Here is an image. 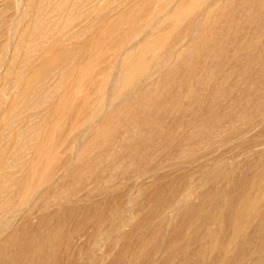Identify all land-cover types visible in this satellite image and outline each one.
<instances>
[{
	"label": "bare ground",
	"instance_id": "bare-ground-1",
	"mask_svg": "<svg viewBox=\"0 0 264 264\" xmlns=\"http://www.w3.org/2000/svg\"><path fill=\"white\" fill-rule=\"evenodd\" d=\"M134 1L135 3H133V0H0V238H1L0 258H3V257L6 258L7 256L9 257V255L10 254L12 255L15 251L14 243H15V239L17 238L16 234L17 232H19V230L18 228H16V231H11V232L9 231L14 230V227L16 225L22 224V221L24 223L25 220L29 218L30 213H28L29 215L28 214L22 215L23 213H21L23 209H25L24 206L29 203H32L33 199L37 196L39 191L45 185H49L53 183V180H55L58 176L60 177L64 175V173H67L70 168L71 163L76 162V160L78 159L80 160L84 156H86L87 147H88V146L86 147L88 143V142L86 143V141L88 140V138L89 139L91 138L94 132L95 134L93 137L94 138L93 143L94 141L95 143H97L98 138L103 139V137H104V141L100 140L98 141V143L101 142L100 144H102L103 142L105 143V141L106 142L108 141V138L106 140V137L103 136L102 133L100 135V137L102 138L98 137L99 136L98 134L96 135L98 131H101L99 127H100V123L103 120L105 121L102 122V125L106 124L107 126H109L108 123L111 121L110 118L114 114H111V116L108 117L107 114L110 113L108 110L110 109L115 110L114 112L116 113V117H114L115 115L112 116L114 119V118H118L117 115L121 116V113L125 115L128 112V110L131 112H134L133 111L134 107L133 108L131 107L134 106L135 103L142 104V108H143V104L144 106H146L144 103L145 101H147L146 103L148 104L150 101L154 102L157 99L156 94L158 92L157 87H156L157 84H155L154 82L155 78H158L156 79L157 81L160 79L159 77L164 75V73L166 74L172 73L173 69L176 68V64H178L179 61L185 62L184 64L188 63L187 61L184 60L185 49H198L197 50L198 53L202 49H204L206 44L208 43L206 41L207 38L206 37L204 38V35L206 36V34L209 32H210L209 34H211L214 28L219 25V24L218 25L216 24L221 19L224 20L225 18V22H226V17H228L229 14L232 12L234 3L237 0H137V1L134 0ZM239 6L238 8L241 9L240 10L241 15L243 14L244 18L246 17V20L244 21H246V23L248 24H251L252 26V27H247L249 28L248 30H250V28H253V27L255 29V30L253 29V31L263 28L262 32L264 35V23L261 22L262 19L264 18V0H242L241 2L239 1ZM10 10L12 11L11 15L8 14V11ZM254 11L262 13L263 17H260V19L258 18L256 19V17L254 19L253 17L254 15L250 17L251 13ZM223 20L220 21L222 22V25L225 23V22L223 23ZM217 28L216 30H218ZM225 29L220 28L218 30L219 35L222 32H226L224 31ZM210 37L212 38V36ZM258 39H259V36H258ZM167 40H169V42L172 43L170 46H167L169 45L168 44L169 42L166 45ZM259 40H261V38ZM165 46L166 48L167 47L168 48L166 49ZM164 48L166 49L165 51H164ZM88 49L90 50L99 49V50L98 51L96 50V52L92 51L91 53L93 54L89 53L88 55V52L90 51ZM105 49H108V50H105ZM86 50H87V55L90 56V58L93 56L91 59L89 58L90 60H87V62H85L86 59H83V56H82L85 54ZM109 50L112 51L111 53H109L110 55L107 54L108 52H110ZM244 50L245 49H243V51ZM248 50L249 49H246V52H245L246 55H247ZM243 51L240 49L239 52L241 53ZM236 52H237V49H236ZM106 55H109V57H107ZM250 56H252V54L251 55L249 54L248 57ZM248 57L246 58L248 59ZM246 58H245V62L247 61ZM255 58L257 59V61L260 59L257 57ZM82 59L85 62V65L84 64L82 65V62H81ZM232 59H230L231 62H232ZM249 59L251 61V58ZM106 60H107V66L109 65V68L107 70L105 67L104 69V68H101V66H99L101 64L104 65L106 63ZM249 62H246V63H249ZM260 62H262V60ZM246 63L245 65L248 66V64ZM231 64H235V63H231ZM181 65H179V67L177 68L178 70L179 68L181 69L180 67ZM216 65L219 66L218 62L216 63ZM262 65L260 68H263ZM175 70L176 69H174V71ZM243 70L247 72L245 69ZM233 71H236V70H231V74ZM161 73L162 75L160 76L159 74ZM186 73L193 74V66L189 67L187 65ZM227 74H230V72ZM232 75H231V78H232ZM241 75H242L241 79H243L244 78L243 74ZM217 77L221 78L220 75ZM217 77H213L212 74H208L207 80L205 81L204 79L206 84H207V81L209 82L208 85L204 87V84L201 83V85L203 86L202 89L208 90L210 91V93H212L210 94L212 95L211 100L212 98H214L213 94L217 93V89H218L216 87L218 86L217 84L221 81V80L219 81ZM249 77L248 79L251 80V77L250 78ZM226 78L228 79L229 75ZM246 79H244V82L246 81ZM193 80L197 84L199 83L200 78H198V76H195ZM240 81L238 82L240 83ZM254 82L256 85L257 82L256 81ZM237 83H235V86H239V83L238 85H236ZM241 83L242 84H241L240 89L242 88L241 93L243 96L244 93L242 92V90H245L244 89L245 87H242V86H244L245 83L243 82ZM220 84L219 86L221 88ZM248 84H250L249 86H251L252 83H248ZM87 87H92V88L87 89ZM251 87H254V86L252 85ZM89 89L92 91H88ZM257 89L258 88L256 87L254 88V93L255 92L257 93L256 91ZM220 90H221L219 91L220 93L221 92L226 93L227 91V90L223 91L222 88ZM236 90L239 91V89H236ZM181 91H182V88L180 90V93ZM183 91L186 92V93L184 92L181 93V94H184V97H182L181 95L183 99H181V97L180 98L178 97L181 100L177 99V101L179 100L182 103V101L185 100L184 98L188 97L190 101L189 99L188 100L186 99L187 101L186 100L185 101L187 102V104H190V105L188 106L185 105L187 107L183 109V106L181 105V103L179 105V103L176 102V104L172 105L171 102L174 101L172 100L170 102L171 103L170 105L172 106H170V110H169L170 117L173 118V116H177L178 114H183V116L191 115L192 118L190 119L192 120L188 119L190 121L186 123L185 121L184 122L179 121L178 124L175 123L177 124L175 125L176 127L175 133L177 134L176 129L178 131L180 130L179 132L180 136L177 137L176 135L175 138L172 137V133H173L172 130L171 131L169 130L170 132H172V133H169V131H165L163 126L158 127V128L156 127L155 128L156 131H154V137L157 138L156 140L159 139L158 145L161 146L160 148H158V150L162 151L161 148L172 150L175 156H177L176 155L177 153L178 155L180 154V156L177 157L178 160L180 159L182 161L183 160L188 161V163L189 162L193 163L192 161L193 156L191 155L193 152L191 153L189 151L190 153H187V154L183 153L184 151L183 148L185 146L186 147L188 146L189 141H193L197 144H202L203 149L205 151H209L211 150L213 146L212 145L213 141L211 142V140L215 139V137L217 138L219 134L222 136L221 138L222 140L216 142V147H217V143L221 145L230 144L232 145V147H236L238 144L236 143L235 145L234 143L235 141L232 142V139H233V135H235V132L237 135L238 130L235 131V128L238 127L239 124L238 125L236 124L237 125L236 127H233V124L235 126L234 122L238 121L239 119L243 121L244 124L242 123V126H244V129L247 128V132L248 130L253 131V129H256L257 127L260 128V126H263L264 128V100L262 101V99H260L262 102L260 101V103H258L259 97L254 96V98H252L253 96V95L251 96L252 92L250 93V96H249L250 98H249L248 97L249 93L245 91L246 94L248 93L247 96L245 94L246 98L247 97L249 98V100H246V98L245 100L248 103V101L252 100L254 102L258 98L257 99L258 102L254 103L255 105L253 103L251 104V107L252 105H254V107H252V112L253 111L255 112L257 118L254 117V119L255 118L256 119L252 120L250 118L252 115L251 116L249 115L251 113L248 114V112H246V114H242L241 112H239L241 113V115H239L238 111H236L240 117L234 120H226L224 119L226 118V116L222 117L224 115V114L222 115V113L224 112L226 113L227 110H225L222 113H219L222 116L216 113H212L213 110L210 106L208 105L202 106V102L206 101L205 98H204L205 100H203V98L202 99L200 98V101L197 100L198 98L197 96L196 98L195 95H191L190 87ZM233 91H232V94H233ZM205 93L207 92L205 91ZM225 93H222V96H224ZM259 93L260 92H258V94ZM158 94L160 95L162 93H158ZM166 96L168 97L169 94L166 93ZM172 96H176V95L173 94ZM261 97L262 95L260 96V98ZM172 99H176V98H172ZM216 99L217 98H215V100ZM218 100L215 101L216 104ZM246 101H244L243 103H245ZM157 102L158 100L155 101L156 104ZM160 102L161 101L159 100V105H160ZM155 103L153 106H151L152 108L150 107L151 108L150 112L149 110L147 111L148 113H153V115L156 114L155 118H152L153 116L152 114H150L151 116L148 114V116H150L152 120L154 119L153 121H151L152 123L147 121L148 116L147 117L144 116L145 118L144 117L138 118L139 120L136 119L137 116L135 118L132 117L135 120H138L137 122H135V124L133 123V126H131L132 131H133V127L135 128V132L133 131L130 133V130L129 132L128 130H126L127 127L129 128L128 121L126 124L127 127L126 126L124 127V125L122 124V122L124 123V121L127 120L126 118L131 113L130 112H129L130 114L127 113L125 117H123L125 119L122 118L124 120V121L122 120L121 122V125L124 128V131L122 132H124L126 136H127L126 133L130 135L126 139L123 136L124 140L121 141V144H120L121 147H126L127 149L129 148L128 145H130L131 143L134 144V141H135V145H136V142L138 143L139 141H141L140 145L142 146L134 147L131 150H126L124 154L115 156V158L120 157L119 159H123V160L126 158L127 162L118 163L115 165H112L111 163L108 169H106L102 173L104 174L108 172L109 175L105 174L106 176L104 175L102 176L101 174L99 176L101 179L99 181L101 183L99 182L100 185L97 184L98 186H96L95 188L90 187V184L86 182L88 180L86 181L82 180L83 182L85 181L82 188H80L79 186L75 187V185L73 188H78L79 190L70 188V189H73V191L69 190L70 192L73 193V194L71 193V198L61 201V203L58 202L59 200H56V198H54L57 202H52V204L56 203L55 205H53V207L54 206L58 207L59 211L57 209L56 213L53 212L55 213L53 214V216L55 215L53 218H55L56 216H59V214H61V216L63 217L62 213L65 210H67L68 207H71L72 212L76 210L78 213L80 212L83 215L85 214L89 215L88 212L93 211V210H90L91 206H89V204L91 203L92 200L95 199V197L96 198L101 197L102 199V197L105 196L106 198L108 196L110 198V197H113L114 194L122 191L125 187H130L131 189L132 188L135 189L136 196L134 195V196H130V198H127V200L125 201L126 204L123 208H114L115 205L113 206L111 205L114 208L112 209L113 211L110 210V212L111 211L113 212L112 214L113 216H111L112 223L110 225L111 233L108 234L109 232H107V234L108 236H110L111 234L112 236L114 235L113 236L115 238L114 244L117 245L120 242V240L123 238L122 231L125 227L134 226L135 228V225L133 224V222H134V219H136V217H133L134 215H132L133 207L132 206L129 207L128 205L130 204L133 205L134 203H136L135 200L137 197L139 198L140 195L144 196L143 194L146 193L147 189L150 190V188L153 185L154 186L157 185L158 182L163 178L161 176V174L164 173L163 169L164 170L168 169L165 166L164 168L163 165L165 163L167 164L168 162H171L174 160L172 158L167 157L169 153L166 155L165 151H163V154H165L166 156L163 154H160L161 152L159 153L160 154L159 156H157L156 154L150 155L152 151H150V154H148L149 149L152 150L151 145L153 144L151 143H155L154 142L155 139L152 140L154 137L152 135L148 136L150 133L147 134V132H146V136H147L146 138L145 132L143 133L142 131H147L146 128H149L155 122L160 120L157 114L163 109L164 111L167 109V105H165L166 107L165 109L163 104H162L163 106H159L158 104L156 105ZM204 103L205 102H203V104ZM164 104H166V101L164 102ZM183 104H186V103H183ZM234 105H231V107H233ZM196 106L200 110L199 114H197L199 111L195 112L198 110V109L195 110ZM147 107L149 106L147 105ZM140 108H141V105H140ZM159 108H161L162 110H160ZM224 109H226V107ZM245 109L243 110V108H241L240 111L244 113V111H247V109H251V108L245 107ZM142 110L143 109H141L140 112H146V110L144 111ZM215 110L218 111V108H216V106H215ZM215 110L214 112H216ZM85 111H88V112L84 113ZM124 111L126 112L125 114L123 113ZM236 112L234 111V113ZM64 113L70 114V116H72L71 114H73L74 119L68 125V130H67V133H65L66 134L65 138L63 139L61 144L58 143V146L60 144L61 146L59 147H62V148H64L63 146L66 145L65 147L67 150L65 151L66 152L65 155L64 153L62 154V157L65 156L63 157L64 162L57 165L54 163V161L56 160L55 157H57L56 154L59 155V152L55 153V155L52 153V150L54 151V146L52 145H53V142L55 143L57 142L55 141V139L57 138L54 139V137H51L52 135L53 136L55 135L53 134L54 132L52 133V135L51 133L50 134H47V133L50 131L56 130L57 127L62 126V125L59 126V119L61 116H63ZM146 113L144 115H146ZM161 113L162 112H160L159 115ZM165 113L167 112H164L162 114L164 115ZM141 114L142 113H140V115ZM105 115H107L106 116L107 119L106 117L104 118ZM238 115H236V117ZM184 117H183V120L185 119ZM233 117L234 116H232V119ZM56 118H58V120H55ZM77 118L80 119L81 121L77 120ZM53 119L55 120L54 124H53ZM51 120H52V123L49 122ZM68 120H70V118ZM135 120L131 119V121H135ZM148 120L150 121L149 118ZM193 123L198 124V126L202 128H196L195 126L193 127L192 126ZM51 124H53V126ZM49 125L50 127H48ZM242 126L239 127L240 130H244L242 129ZM232 128L235 132L231 131ZM137 129L142 130L141 133L138 132ZM189 129H192V130H189ZM76 130L80 132L79 133L77 132L76 133L77 135H73L74 132H76ZM256 131L259 132V130H256ZM240 132L243 133L242 131ZM240 132H238V134ZM231 133H233V135H231ZM244 135H246L245 130H244ZM244 135H241V136H244ZM260 136L258 137L262 138ZM143 137L145 138L143 139ZM245 137H250V136H245ZM163 138L165 141L168 140L167 144L169 143V145H166L165 148L163 145L159 143V141H161V139ZM251 138L253 139L254 137H251ZM237 139L240 140L241 137L239 138L237 137ZM253 140H255V138ZM253 140L252 142H254ZM257 140H255L254 143H259L258 145L256 144L259 148L256 146L258 149L257 150L255 149L256 152H254L253 154L259 153V155L257 156L258 160L256 159L257 157L255 158V156L253 157V155L250 154L251 152L249 151L244 152L243 150L245 149L241 148L240 146L239 150L243 149L242 150L243 153L240 151V153L242 154L239 155V157L236 158L234 161L231 158H229L232 160L231 163H229L228 161V163L230 164V165L228 164L229 167H223L222 162L224 161L222 160H220L222 161L221 162L222 165L219 164L218 162L214 163L212 169L203 168V166L201 167L202 163L199 164L200 169L199 167L198 169L201 171L202 176L198 177L199 172H198V175L196 176L198 178L202 177L203 179H201V181H203L204 184L206 183L210 184L212 182L215 186L217 181L221 180L224 182V187L229 188L232 182L234 184L236 182V181L235 182L233 181V176H235L234 173H237L236 172L237 170H240L238 169L239 164H241L240 162H243V161L246 162L250 158L251 159L255 158V161L257 160L256 163L254 161L255 164L252 165L253 167L250 168L251 169L250 172L253 173V176L249 175L252 177V178L250 177L251 178L250 180L248 179L249 182L247 181L246 178H244L245 181H247L246 182L247 184L244 182V185L242 184L241 187L240 186L236 187L235 189L238 188V191H239L238 193L237 192L235 193V190H233L234 195L237 194L236 200L230 201L227 198H225V196H222V193L218 191L215 192L214 198H213L211 195L213 191L211 192L209 191L211 195L210 197H212L213 200L216 199L217 201H219V206H217L219 207L218 216L216 217L217 213L214 214L216 219L215 221H212L214 222V224L212 223V226H209L210 224L207 226L204 225L205 221H207V219L210 217L209 216L207 219L205 217L206 215L208 216L209 214H211V213L207 214L209 211H206V215L204 214L205 216L202 213V215L204 216L202 218L206 219L204 221L202 220L203 221L202 227L200 226L201 223L200 225L198 223L197 227L193 226L192 223H189L190 224L189 228L190 229L192 227L197 228L196 231L200 234L199 235L200 237L198 238V235L195 233L198 238L197 240L198 244L196 242L197 238H195V236L194 237L190 236L191 238L188 237L189 239H192V240L194 238L197 248L192 247L193 250L191 251V248L189 250L190 246L187 244L186 245L187 247L183 246L184 249L180 250L181 251L180 253H177L175 251V254L176 253H177L176 255L179 254L181 258V262L180 263L177 262V264H190V263L191 264H264V148H263L264 140L260 139L259 140L260 142L259 141L256 142ZM247 141L246 143H248ZM156 144H157V141L155 145ZM59 147H57L55 151L59 150L58 149ZM62 148H60V150H62ZM154 149H157V148H154ZM190 149L192 148L190 147ZM203 149L200 148L201 151L199 149L197 150L199 151L198 155L200 152H201L200 154L202 155V152L204 151ZM224 149L222 152H224ZM228 149H225V150L228 151ZM186 150H188V148H186ZM193 150L194 152L196 151L195 149ZM236 150L234 151V153L236 152ZM152 153H154V151ZM240 153L236 152L235 155H238ZM250 155L251 157L249 158ZM198 157L199 158L203 157V159L206 158L204 157V154L201 157L200 155L197 156V158ZM214 158H216V155ZM232 158H235L234 155ZM104 159H108V156L106 154H105ZM208 161H205V162L207 163ZM216 161L218 160L216 159L214 162ZM209 163H211V161ZM247 163L249 164V162H246L244 163V165H246ZM40 165L43 166L42 170L38 169ZM169 165H167V167ZM176 166L175 168H177ZM248 166H251V165H248ZM190 167L188 169H190ZM178 168L179 169L177 171H179L178 172L179 174L181 171L180 169L181 167L178 166ZM195 168H196V165H195ZM172 169L174 170V167ZM169 170L170 169H168L167 171ZM71 171H70V174H71ZM39 172H41L40 178L37 180V183H35L36 185L33 186L32 183L34 182V179L39 174ZM88 173H89V170H88ZM175 174L177 175V173ZM241 174L243 173L241 172ZM172 175L173 174H171V176ZM191 175H193V173H191ZM249 176L247 177L249 178ZM178 177H180L181 179V177H184V176L179 174ZM187 180L188 179L186 178V181ZM146 182H149V185L147 184L148 185L147 187H146ZM187 182H188L187 183V186H188V184L191 183V181L190 182L187 181ZM238 182L239 180L237 181V183ZM160 183L162 184L163 182H160ZM77 185L78 183L76 184V186ZM192 187L193 186H191V188L190 186L185 187L187 188L185 189V193H183L184 190L182 189L183 194L181 195L182 196L181 198L179 197V199L178 197L175 196L177 199H175L174 197L175 200H173L174 194L172 193L171 195L172 199L170 198L171 201L168 200L169 202L164 203L165 211L162 213L163 217H161L162 218L161 220L164 222V224L167 223V225H169L168 219L169 220L173 219L172 217L176 213H180L185 207L188 206L190 208L191 203H192L191 198L193 196L196 195V198L199 197V196L197 197V194H196L197 192L193 193L192 190L194 189V187L193 189ZM126 191L129 192L128 188L127 190H125V192ZM119 196H120V193H119ZM201 198H205V197L203 196ZM212 198H210L211 200L208 199V201L209 200L212 201ZM114 200L117 201L116 199ZM155 200L156 199H154V201ZM206 204H208L207 201H206ZM50 205H48V207ZM97 205L98 204H94L93 208L95 209ZM102 205L103 204H101V206ZM197 205H200V204H197ZM208 206L210 205L208 204ZM197 207L196 209H198ZM201 208L199 210H201ZM107 212H104V213L106 214ZM210 212H211V209H210ZM61 216H59L60 218H56L58 220L56 221L54 220L56 223L55 225H49L51 222L48 224L46 223L51 218L50 219L47 218L48 219L47 220L46 216L43 218L40 217L41 222H37V223H40L42 225V227L40 228L42 230V233H39V235H41V239L38 240L37 242H33L34 238L32 236L28 237V238H32L31 241L33 243L29 242L28 240L30 239H28L26 242H29V244L30 243L32 244L30 246L27 243L26 246L28 247L29 245V248L32 249L29 254L31 256L30 259L36 264H58V257H57L58 253L57 252H60L58 248H61L60 244H62V242H63L64 247H63L61 255H63L66 258L67 257L71 258L70 256L74 254L73 247L75 245L73 246V243L75 242L76 244V241L78 242V240H81L83 239L84 236H86L85 235L86 232H83L81 228H78L80 225L78 224V221L81 220V218L79 219V217H77L79 219V220L76 219L78 227L77 226L73 227L75 230L73 229V231L68 232V234L64 232L65 234H67L66 238H64L65 236V234L63 233L64 227L62 226L64 221L61 219ZM158 216H160V214H158ZM70 217H72V215H70ZM103 219H100V220L103 221ZM105 219L107 220V217ZM111 219H108V220H111ZM210 219L211 217L208 219V221ZM66 220L68 221V219ZM84 221L86 220H83V223ZM79 222L81 223V221ZM163 222H160L161 223L160 228L162 225H164ZM185 222L187 223V221ZM225 223H227V231L225 230L227 233L223 235L222 231H224V229L226 228L225 227L223 228L222 226H226ZM68 224H69V221H68ZM97 224H95L94 226L95 229L93 228L94 233L97 231V226L98 228L101 227L100 224H99L100 226ZM105 224H102V225L104 226ZM140 224L142 225V223ZM195 224H196V221H195ZM253 226L254 228L251 229ZM137 227L138 226H136V228ZM136 228L134 230H136ZM37 229H39L38 226H37ZM160 230H163V229H160ZM139 231H141V228L139 229ZM20 233H18V235H21ZM132 233H133V230H132ZM24 234L25 233H23V236ZM95 237L96 235L92 233V235L90 236V239L88 238V242H87L88 252L89 254H92V255L94 251L96 250V247L98 248L99 243L103 241V238L105 239L104 242L108 239V237L104 235V237L100 238L98 241L97 240L95 241L94 240ZM183 238H187V237H183ZM25 240H24V243L22 242L24 244L23 246H25ZM153 240L154 238H151L148 243L151 244ZM109 241L110 240L108 239L106 242L110 243ZM153 243L155 244V240ZM15 245L18 246L17 241ZM163 245H160V246L163 247ZM180 245L178 247H180ZM9 246H11L10 251L12 252L10 254L7 252V249L9 248ZM165 250H166V247H165ZM162 251L164 252V249ZM16 252H18V250H16ZM170 253L174 255V252L172 253L171 251ZM173 255H171L172 258L169 255V258L172 261L176 259ZM158 256H157V259H159ZM99 257L103 260L104 256L101 255ZM180 258H179V261H180ZM21 259H23L22 256H21ZM17 260L19 261V259ZM170 260L168 259V262ZM10 261H12V259ZM31 261L29 260V262ZM172 261H170L169 263H171ZM90 263H91V260H90ZM92 263H96V262L93 261ZM100 263L104 264V261ZM11 264L13 263L11 262ZM16 264L18 263L16 262ZM20 264H22V262ZM25 264H27V261Z\"/></svg>",
	"mask_w": 264,
	"mask_h": 264
},
{
	"label": "rangeland",
	"instance_id": "rangeland-1",
	"mask_svg": "<svg viewBox=\"0 0 264 264\" xmlns=\"http://www.w3.org/2000/svg\"><path fill=\"white\" fill-rule=\"evenodd\" d=\"M137 1V0H136ZM239 1L241 2L242 0H237V1H235V3H234V7L232 8V12L229 14V16L228 17H226V22H225V18H224V20L223 19H221L220 21H222L223 20V25H222V22H218L216 25H218V26H216L215 28H214V30L211 32V34H209V33H205L206 34V36L204 35V38L206 37L207 38V44H206V46H205V48L204 49H202L199 53L197 52V50L198 49H185V53H184V60L185 61H187L188 63H186V64H184L185 62H178V64H176V68H174V69H176L175 71L176 72H178V73H176L175 71H174V69H173V71H172V73H168V74H166V73H164V71H163V73H164V75L163 76H161L162 75V73L161 74H159L161 77H159L160 79L159 80H157L156 81V79H158V78H155V80H154V82H155V84H157V90H158V92H157V94H156V100L155 101H157L158 100V102H157V104L159 105V100L161 101L160 102V105L159 106H163L164 105V107H165V105H167V109H166V107H165V111H164V109L162 110L161 108H159L160 110H162V111H160V112H162V113H164V112H167V113H165L164 115L162 114H160L159 115V113L157 114L158 116H159V118H160V120H158L157 122H155L153 125H151L149 128H146L147 129V131H142V130H138V132H140L141 133V131L144 133L145 132V137L147 138V136H146V132H147V134H149L148 136H153L154 137V131H156L155 130V128L157 127H161V126H163L164 127V129H165V131H171L172 130V132H170L169 131V133H172V137H174L175 138V136L177 135V137L178 136H180V130L178 131L177 129H176V132H177V134L175 133V125H177L178 124V122L179 121H182V122H184L185 121V123L186 122H188V121H190V120H192V119H190V118H192L191 117V115H189V116H183V114H178L177 116H173V118L172 117H170V113H169V110H170V106H172V105H174V104H176V102L177 103H179V105H180V101L179 100H181V99H183L182 97H184V94H181V93H183L184 91L183 90H186V89H188L189 87L191 88V95H195V97L197 98V100H199L200 101V98L202 99L203 98V100H205L206 99V101H203V100H201V101H203V102H205L204 104H203V102H202V106H210L211 108H212V110H213V112L212 113H216V114H219V113H222V112H224L225 110H227L226 111V113L224 112V113H222V115L221 114H219V115H221L222 117H224V116H226V118H224V119H226V120H234V119H236V118H238V117H240L239 115H241V113L242 114H246V112H248V114L249 113H251V114H249L251 117V119L252 120H255L256 118H257V116H256V114H255V112L253 111L252 112V107H254V103L255 102H258V103H260V99H262V101L264 100V35H263V32H262V30H263V28H261V29H258V30H256V31H253V29H254V27L253 28H250V30H248L249 28H247V27H252L251 26V24H248V23H246V21H244V20H246V17L244 18V16H243V14L241 15V13H240V8H238V6H239ZM133 3H135V1L133 0ZM137 3V2H136ZM240 7V6H239ZM234 11V12H233ZM11 13H12V11L10 10V11H8V14L9 15H11ZM219 15V14H218ZM252 15H254L253 17H254V19H255V17H256V19L258 18V19H260V17H263V15H262V13H260V12H256V11H254V12H252L251 13V15H250V17L252 16ZM252 17V18H253ZM239 18V19H238ZM230 19V20H229ZM238 19V20H237ZM242 19V20H241ZM235 20V21H234ZM238 21H239V23H238ZM240 21H242V22H240ZM247 24H245V23ZM261 22H263L264 23V18L262 19V21ZM226 24V25H225ZM227 24H229V25H227ZM168 25V24H167ZM234 25V26H233ZM241 25V26H240ZM249 25V26H248ZM240 26V27H239ZM243 26V27H242ZM218 27V28H217ZM165 28V27H164ZM216 28L219 30L220 28H223V29H225L224 31H226V32H222L220 35H219V33H218V30H216ZM238 28V29H237ZM255 30V29H254ZM209 35V36H208ZM215 35V36H214ZM218 35V36H217ZM210 36H212V38L210 37ZM258 36H259V39L261 38V40H259L258 39ZM262 36H263V38H262ZM211 40V42H210V40ZM251 40V41H250ZM170 41H171V39H170ZM254 41V42H253ZM259 41V42H258ZM169 42V40H167V42H166V45H167V43ZM250 42V43H249ZM169 45H167V46H170L172 43L171 42H169L168 43ZM234 45V46H233ZM256 46V47H255ZM165 48H166V46H165ZM164 48V51L168 48H166L165 49ZM170 48V47H169ZM236 49H237V52H236ZM240 49L243 51V49H245L243 52H239L240 51ZM246 49H249L248 51H247V55H246ZM88 50H90V49H88ZM96 50L97 49H91L89 52H88V55H89V53H91L92 51L94 52H96ZM99 50V49H98ZM97 50V51H98ZM104 50V49H103ZM105 50H108V49H105ZM223 50V51H222ZM110 52H108L107 54H109V53H111L112 51L111 50H109ZM220 51H222V52H220ZM249 52V53H248ZM91 54H93V53H91ZM249 54L251 55L252 54V56H250V57H248L249 56ZM87 55V50H86V52H85V54L84 55H82L83 56V59H86L85 60V62H87V60H90L91 58H90V56H88ZM110 55V54H109ZM109 55H106L107 57H109ZM245 55H246V57H248V59L245 57ZM257 57V58H260L261 60H262V62H260L259 60L257 61V59L255 58V57ZM88 57V58H87ZM106 57V58H107ZM90 58V59H89ZM233 58V59H232ZM245 58L247 59V61L246 62H249L250 61V59L249 58H251V61L249 62V63H246L245 62ZM83 59L81 60V62H82V65L84 64L85 65V62L83 61ZM230 59H232V62H231V60ZM235 59V60H234ZM254 59V60H253ZM244 61V62H243ZM256 61H257V63H256ZM218 62V65L219 66H217L216 65V63ZM230 62V63H229ZM260 62V63H259ZM109 63V62H108ZM231 63H235V64H231ZM245 63L246 64H248V66L247 65H245ZM110 64V63H109ZM181 64H183V65H181ZM260 64V65H259ZM263 64V65H262ZM105 65V66H104ZM104 65H99V66H101V68H106V70L109 68V65L107 66V60H106V63L104 64ZM179 65H181L180 67H181V69L179 68V70L177 69L178 67H179ZM187 65L190 67H192L193 66V74H189V73H186V68H187ZM261 65H262V67L263 68H260L261 67ZM104 68V69H105ZM243 69H245L247 72H245ZM231 70H236V71H233L232 72V74H231ZM261 70V71H260ZM174 72H175V74H174ZM230 72V74L232 75V78H231V75L230 74H227V73H229ZM239 73H241V74H243V79H241L242 78V75L241 74H239ZM208 74H212L213 75V77H217V76H219L220 75V77L221 78H219V77H217L218 79H219V83L217 84L218 86H216L217 88V93L215 94H213V96H214V98H212V100H211V97H212V95H210V94H212V93H210V91H208V90H204V89H202V85H201V83H203L204 84V87L206 86V85H208V81H207V84H206V80H207V77H208ZM158 75V76H159ZM223 75V76H222ZM229 75V78L227 79L226 77ZM235 75V76H234ZM239 75V76H238ZM157 76V77H158ZM195 76H198V78H200V80H199V83H197L196 84V82L193 80L194 79V77ZM226 76V77H225ZM251 77V80L250 79H248V77ZM223 77V78H222ZM249 77V78H250ZM247 78V79H246ZM204 79H205V81H204ZM223 79V80H222ZM231 79V80H230ZM244 79H246V81L244 82ZM203 80V81H202ZM240 80H242V81H240ZM223 81V82H222ZM238 81H240V83L238 82ZM248 81V82H247ZM250 81V82H249ZM254 81H256L257 82V84L259 85H255V82L253 83ZM259 81V82H258ZM222 82V83H221ZM239 83V86H235V83ZM241 82H243V83H245L244 84V86H242V87H245L244 89L245 90H242V92L244 93L243 94V96H242V93H241V89H240V87H241ZM263 82V83H262ZM221 83V84H220ZM238 83L236 84V85H238ZM248 83H252L251 84V86L253 85L254 87H251V86H249L250 84H248ZM260 83H262V84H260ZM219 84L221 85V88H222V90L223 91H226V93H227V95H226V93L225 92H219V91H221L220 89V86H219ZM248 84V85H247ZM222 85H223V87H222ZM260 85H262V86H260ZM234 86H235V88H234ZM247 86H249V87H247ZM182 88V91H181V93H180V90H181V88ZM226 87V88H225ZM232 87H233V89H234V91H233V89H232ZM236 87H238V88H236ZM251 87V88H250ZM258 88L256 91H257V93L255 92L254 93V88ZM259 87H260V89H259ZM88 88H92V87H87V89ZM220 88V89H219ZM224 88H225V90H224ZM230 88V89H229ZM250 89V90H248V89ZM232 89V90H231ZM236 89H239V91L238 90H236ZM253 89V90H252ZM228 90H230V91H228ZM248 90V91H247ZM88 91H92V90H88ZM205 91L207 92V93H205ZM232 91H233V94H232ZM245 91H247L248 93V97L250 96V93L252 92V94H251V96H252V98H254V96H257V97H259V99H258V101H257V99L253 102L252 100H250V101H248V103H247V101L246 100H249V98L247 97L246 98V96H247V94H246V92ZM229 92V93H228ZM230 92H231V94H230ZM258 92H260L259 94H258ZM91 93V92H90ZM158 93H162V94H158ZM166 93H168L169 94V96L167 97L166 96ZM184 93H186V92H184ZM209 93V94H208ZM222 93H225V95L224 96H222ZM173 94H175L176 96H172ZM180 94V95H179ZM245 94H246V96H245ZM158 95H159V97H158ZM181 95H182V97H181ZM216 95V96H215ZM232 95V96H231ZM262 95V97L260 98V96ZM181 97V99H179V98ZM210 97V98H209ZM219 97H220V99H219ZM162 98V99H161ZM166 98V99H165ZM172 98H176V99H172ZM205 98V99H204ZM215 98H217L216 100H218L217 101V104H216V100H215ZM245 98H246V100H245ZM251 98V99H252ZM171 99V100H170ZM177 99H179L178 101H177ZM185 100L187 99H189L188 97H185L184 98ZM153 100V99H152ZM170 100V101H169ZM172 100H174V101H172ZM182 101V103H181V105L183 106V109L184 108H186L188 105H190V104H187V100L186 101ZM215 100V101H214ZM155 101L153 102V101H150L149 102V104L148 103H146L147 101H145L144 103H145V105L146 106H144V104H143V108H142V104H140V103H135L134 104V106H132L131 108H133V111L135 112V114H134V112H131V111H129L128 110V112L127 113H129L130 115L126 118L127 120H123V119H125V118H123V117H125V115L127 114L125 111L123 112L125 115H123L122 113H121V116L120 115H117V117L118 118H114L113 119V117L112 116H114V117H116V113L114 112L115 110L114 109H110V110H108L110 113H108L107 115H108V117L109 116H111V114H114V115H112L111 116V121H112V123H111V121L108 123V125L109 126H107L106 124H104V125H102V122L103 121H105V120H103L101 123H100V127H99V129L101 130V131H98L97 133H96V135L98 134L99 136L98 137H100V135H101V133H102V135L103 136H105L106 137V140H107V138H108V143L105 141V143L103 142L102 144H100V143H98V141H104V137H103V139H99L98 138V141H97V143H95V141H94V143H93V137H94V134H95V132H94V134H92V136H91V138L89 139L88 138V140L86 141V143H87V145H86V147H87V154H86V156H84L82 159H78V160H76V162H73V163H71V165H70V168H69V170H68V172L67 173H64V175H62V176H58L55 180H53V183H51V184H49V185H45L40 191H39V193L37 194V196L33 199V201H32V203H29V204H27V205H25L24 206V208L25 209H23V211L21 212V213H23L22 215H27L28 213H30V216H29V218H27L26 220H25V224L23 223V221H22V224H19V225H16L15 227H14V230H10L9 232H11V231H16V228H18V230H19V232H17V238L15 239V243H16V241H17V243H18V246H16L15 245V243H14V246H15V251H14V253L11 255L10 253H12L11 251H10V247L11 246H9V248L7 249V252L10 254L9 255V257L7 256L6 258H4L3 256H1V257H3V258H0V261H2V262H0V264L2 263V264H11V262L13 263V264H16V262L18 263V264H20L21 262H22V264H25L26 263V261H27V264H36L35 262H33V261H31V259H30V252H31V248H29V245L31 246V244L33 243V242H37L38 240H40L41 239V235H39V233H42V230L40 229L41 227H42V225L40 224V223H37V222H41V219H40V217L41 218H43V217H45L46 216V219L48 218V219H50L49 221H47L46 223L48 224V223H50L49 225H55L56 223H55V221L56 220H58V219H56V218H60L59 216H61V214H59V216H56L55 218H53L54 216H53V214H55L56 213V211H57V209H58V211H59V208L58 207H56V206H54L53 207V205H55L56 203H53L52 204V202H57L56 200H59L58 202L59 203H61V201H64V200H67V199H69V198H71V193L72 192H70L71 190L73 191V189H78V188H73L74 187V185H75V187H80V188H82L83 187V185H84V182L86 181V180H88V181H86V182H88V184H90V187H92V188H95L96 186H98L97 184H99L100 185V181L99 180H101L100 179V175L106 170V169H108V167L110 166V164L112 163V165H115V164H118V163H126L127 161V159L125 158L124 160L123 159H119L120 157H116L115 158V156H119V155H121V154H124V152H126V150H131V149H133L134 147H140V146H142V145H140L141 144V141H139L138 143L136 142V145H135V141H134V144L133 143H131L130 145H128L129 146V148H127L126 149V147H121V141H123L124 139H123V136L125 137V139L126 138H128V136L130 135V134H128V133H126L127 134V136L125 135V133L124 132H122V131H124V128H123V126L121 125V122H122V120L124 121V123L122 122V124L124 125V127L126 126L127 127V121H128V125H129V128L127 127V129L126 130H128V132H129V130H130V133L131 132H135V128L133 127V131H132V127L131 126H133V123L135 124V122H137L139 119L138 118H142V117H147L148 116V114L150 115V114H152L153 115V113H148L147 111L149 110V112H150V110H151V106H153L154 105V103H155ZM166 101V104H164V102ZM167 101H169V102H167ZM172 101V102H171ZM189 101H190V99H189ZM188 101V102H189ZM214 101V102H213ZM235 101V102H234ZM244 101H246L245 103H243ZM261 101V102H262ZM172 103V105H170L171 103ZM173 102H175V103H173ZM233 104H232V103ZM239 102V103H238ZM250 102V103H249ZM168 103V104H167ZM183 103H186V104H183ZM190 103V102H189ZM213 103V104H212ZM225 103V104H224ZM231 103V104H230ZM234 103H235V105H234ZM254 104V105H252V107H251V104ZM156 104V103H155ZM156 104V105H157ZM163 104V105H162ZM257 104V103H256ZM139 105V106H138ZM140 105H141V108H140ZM147 105L149 106V107H147ZM185 105H187V106H185ZM216 106V108H218V111H216L215 110V106ZM218 105H219V107H218ZM226 105V106H225ZM231 105H234L233 107H231ZM259 105V104H258ZM136 106H138V107H136ZM250 106V107H249ZM135 107H136V109H135ZM151 107V108H150ZM226 107V109H224ZM231 107V108H230ZM245 107L246 108H251V109H247V111H244V113L242 112V111H240V109L241 108H243V110L245 109ZM146 108V109H145ZM148 108V109H147ZM150 108V109H149ZM181 108V107H180ZM195 108V107H194ZM214 108V109H213ZM220 108V109H219ZM221 108H222V110H221ZM141 109H143L142 111H144V110H146V112H140V110ZM182 109V108H181ZM198 109V110H197ZM224 109V110H223ZM130 110H132V109H130ZM136 110V111H135ZM139 110V111H138ZM194 110V109H193ZM195 110H197V111H195V112H198L197 114H199L200 113V110H199V108H197V106H196V108H195ZM214 110L216 111V112H214ZM220 110H221V112H220ZM246 110V109H245ZM249 110V111H248ZM89 111V110H88ZM88 111H85L84 113H87ZM127 111V110H126ZM234 111L236 112V111H238V114H237V112L236 113H234ZM114 112V113H113ZM138 112H139V114H138ZM218 112V113H217ZM239 112H241V113H239ZM137 113V114H136ZM140 113H142L141 115H143V116H141L140 115ZM146 113V115H144ZM66 116H65V115ZM63 114V116H61L60 117V119H59V126H61V127H57L58 128V130H57V128H56V130H54V131H50V132H48L47 134H50L51 133V135H52V133L53 134H55L54 136L52 135L51 137H54V139L55 138H57V139H55V141H57L56 143L55 142H53V145L52 146H54V151L52 150V153L55 155V153H58L59 152V155H57L56 154V156L57 157H55L56 158V160L54 161V163L55 164H61V163H63L64 162V158L63 157H65V156H63L62 157V154L64 153V155H65V151L67 150L66 149V145L65 146H63L64 148H62V147H59V146H61L60 144H61V142L63 141V139L65 138V136H66V134L65 133H67V130H68V125H69V123L74 119V115L73 114H71L72 116H70V114H66V113H64ZM132 114H134V115H132ZM193 114V113H192ZM195 114V113H194ZM225 114H227V115H225ZM230 114V115H229ZM233 114V115H232ZM238 115L237 117H236V115ZM254 114H255V116H254ZM258 114V113H257ZM67 115H68V117H67ZM86 115V114H85ZM107 115H105L104 116V118L107 116ZM123 115V116H122ZM155 115L156 114H154L153 116H152V118H155ZM214 115V114H213ZM137 116V118L136 119H138V120H135L134 118ZM140 116V117H139ZM151 116V115H150ZM150 116H148V118L150 119V121L148 120V118H147V121L148 122H150V123H152L151 121H153L152 120V118L150 117ZM232 116H234L233 117V119H232ZM81 117V116H80ZM120 117H121V119H120ZM132 117H134V118H132ZM144 117V118H145ZM178 117V118H177ZM183 117L185 118L184 120H183ZM254 117H256L255 119H254ZM70 118V120H68ZM79 118V117H78ZM77 118V120H79V121H81L80 119H78ZM82 118V117H81ZM123 118V119H122ZM129 118H131L132 120H135V121H131V119H129ZM143 118V119H144ZM172 118V119H171ZM177 118V119H176ZM106 119H107V117H106ZM130 121H129V120ZM188 119H190V120H188ZM55 120H58V118H56ZM55 120L53 119V124H54V122H55ZM78 121V122H79ZM145 121H146V119H145ZM172 121H173V123H172ZM241 120L239 119L238 121H236V122H234L235 123V126H234V124H233V127H236L238 124H239V126L238 127H236V128H238V129H236L235 128V131H237L238 130V132H240V131H242L243 133H239L238 134V132H237V135H236V132L233 130V128H232V130L231 131H233V132H235V135H233V133H231V135H233V139H232V142H234L235 143V145H236V143L238 144L236 147H232V145H230V144H219V143H217V147H216V142H218V141H221L222 139V136L219 134V136H217V138L215 137V139H213V140H211V142L213 143H211L213 146H212V148H211V150H209V151H205L204 149H203V145L202 144H197V143H195V142H193V141H189V143H188V146L186 147V148H188V150H186V148L184 147L183 148V153H185V154H187V153H192L191 155L193 156V163H194V165H193V163L192 162H189L188 163V161H185V160H178V158L177 157H179L180 156V154L178 155V153L176 154L177 156H175L174 155V152L172 151V150H168V149H162L161 148V150L162 151H159L158 150V148H160L161 146L160 145H158V140H156L157 138L156 137H154L152 140H154V142L156 143V141H157V144L155 145V143H151V144H153V145H151V147H152V150H150L149 149V152H148V154H150V151H154V153H152L151 152V154L150 155H157V156H159L160 154H163V151H165V154L167 155L168 153V156L167 157H169V158H172V159H174L173 161H171V162H168L167 164L165 163L164 165H163V167L165 166L166 168H168V169H170L169 171H167V170H164L163 169V171H164V173H162L161 174V176L163 177H161L162 179L158 182V184L157 185H151L152 187L150 188V190L149 189H147L146 190V193L145 194H143L144 196H142V195H140L139 196V198H141V199H139L138 197L136 198V200H135V202L136 203H134L133 205L132 204H130V205H128L129 207L130 206H132L133 208H132V215H134L133 217H136V219H134V222H133V224L135 225V228H136V226H138L137 228H136V230H134L135 228H134V226L133 227H131V226H128V227H125L124 229H123V231H122V239L120 240V242L117 244V245H115L114 244V240H115V238L112 236V234L110 235V236H108V234H110L111 232H110V225H111V223H112V217L111 216H113L112 214H113V210L112 209H114V208H123L124 206H125V204H126V200H127V198H130V196H134L135 195V193H136V191H135V189H131L130 187H125L122 191H120V192H118V193H116V194H114L113 195V197H106L105 198V196L104 197H102V199H101V197H98V198H96L95 197V199L94 200H92L91 201V203L89 204V206H91V208H90V210H93V211H89L88 212V214L89 215H83V214H81L80 212V214L76 211V210H74V212H72V209H71V207H68V209L67 210H65L63 213H62V215H63V217L61 216V219L66 223H64L63 222V233L65 232V233H67L68 234V232H72L73 231V227H78V225H77V220H79L80 218H81V220H79V221H81V223L78 221V224H80L79 225V227L78 228H81V230L83 231V232H86L85 233V235L86 236H84L83 237V239H81V240H78V242L76 241V244H75V242L73 243V249H74V254L72 255V256H70L71 258H66V257H64L63 255H61L62 254V250H63V247H64V245H63V242H62V244H60V247L62 248H58L59 249V251L60 252H57L58 253V264H72L73 263V261H74V263L73 264H101L100 262H102V261H104V264H150L151 262V264H171L172 262V264H177V262L178 263H180L181 262V258H180V256H179V254L178 255H176L177 253H180L181 251L180 250H183L184 248H183V246H186L187 244L190 246H188L189 247V250H190V248H191V251L193 250L192 249V247L193 248H197V246H196V244H195V240H194V238H193V240L192 239H189V238H191V237H194L195 236V238H197V235H198V238L200 237L199 235V233L196 231V229L197 228H195V227H197L198 226V223H199V225H200V223H201V227H202V223H203V221L204 220H206L209 216L211 217V219L209 220L210 221V223H209V221H208V219L210 218H208L207 219V221H205V224L204 225H209V226H212V223L214 224V222H212V221H215V219H216V217L218 216V211H219V207H217V206H219V201H217L216 199H214L213 200V198H214V194H215V192L216 191H218V192H221L222 193V196H225V198H227L228 200H236L237 199V194H235L234 195V191L233 190H235V193L237 192H239L238 191V188L237 189H235L236 187H241L242 186V184L244 185V182L246 183L247 181L249 182V180L252 178L251 176H253V173H251L250 171H251V167H253L252 165H254L256 162H257V160H258V155H259V153H255V154H253L254 152H256L255 151V149L257 150L259 147L257 146L259 143H254L255 142V140H257L259 137L258 136H260V137H262V138H264V131H262V130H264V128H263V126H260V128H256V129H253V131H254V133H253V131H249L248 130V132L250 133H248L247 132V128L246 129H244V126H242V123H243V121H241ZM50 123H52V120L51 121H49ZM114 122V123H113ZM175 123H177V124H175ZM53 124H51L52 126H53ZM131 124V125H130ZM237 124V125H236ZM244 124V123H243ZM106 125V126H105ZM242 126V129H244L245 130V134L246 135H244V130H240L239 129V127H241ZM192 126L194 127H196V128H202V127H200V126H198V124H192ZM48 127H50V125L48 126ZM262 127V128H261ZM122 128H123V130H122ZM137 128V127H136ZM49 130V129H48ZM189 130H192V129H189ZM240 130V131H239ZM256 130H259V132H257ZM56 131V132H55ZM78 131L76 130V132H74V134L73 135H77L76 133H77ZM80 132V131H79ZM78 132V133H79ZM100 132V133H99ZM127 132V131H126ZM137 132V131H136ZM252 132V133H251ZM261 132V133H260ZM124 133V134H123ZM142 133V134H143ZM263 133V134H262ZM259 134V135H258ZM95 135V136H96ZM241 135H244V136H241ZM255 135H257V136H255ZM48 136V135H47ZM50 136V135H49ZM144 136V135H143ZM235 136V137H234ZM245 136H250V137H245ZM97 137V136H96ZM145 137H143V139L145 138ZM171 137V138H172ZM237 137L239 138V137H241V139H243V140H238L237 139ZM242 137H244V138H242ZM251 137H254L255 138V140H253ZM100 138H102V137H100ZM121 138H122V140H121ZM149 138V137H148ZM152 138V137H151ZM246 138V139H245ZM262 138H259L256 142H258L260 139L261 140H264V139H262ZM48 139H49V137H48ZM96 139V138H95ZM166 139V138H165ZM218 139V140H217ZM163 140H164V138L163 139H161V141H159V143L161 144V145H163L164 146V148H165V146L166 145H169V143L167 144V142H168V140L167 141H165L164 140V142H163ZM249 143H246V141ZM252 140L254 141V142H252ZM237 141V142H236ZM243 141V142H242ZM153 142V141H152ZM260 142V141H259ZM58 143H60L59 144V146H58ZM166 143V144H165ZM195 143V144H194ZM214 143H215V145H214ZM233 143V144H234ZM55 144H56V146H55ZM257 144V145H256ZM234 145V146H235ZM250 145H251V147H250ZM223 146V147H222ZM240 146H241V148H243V149H245V150H243L244 152H247V151H249V152H251L250 154L251 155H253V157L255 156V158L257 159L256 161H255V158L253 159H251L250 157H251V155L249 156V160L248 161H246V162H249V164L247 163L246 165H244V163H246L245 161H243V162H240L241 164H239V168L238 169H240V170H237L236 172L237 173H234V175L235 176H233V181L235 182V184L232 182V184H231V186L229 187V188H225L224 187V182L223 181H221V180H218L217 181V183L216 182H214V183H216L215 184V186H214V184L211 182L210 184L209 183H206V184H204V182L203 181H201V179H203L202 177L201 178H198L199 176H202V174H201V171L199 170L200 169V166H199V164H201V167L203 166V168H207V169H212V167H213V165H214V163H219V164H221V162L222 161H224V162H222V164H223V167H229V163H231L232 162V160L234 161L236 158H238L239 157V155H241L243 152H242V150L240 149L239 150V148H240ZM258 148H257V147ZM56 147V148H55ZM57 147H59L58 149L59 150H57V151H55L56 149H57ZM190 147L192 148V149H190ZM250 147V148H249ZM60 148H62V150H60ZM154 148H157V149H154ZM200 148H202L203 150V152H202V155L199 153V155H200V157L201 156H203V154H204V157H206V158H204L205 159V161H208V160H210L211 161V163H209L210 161H208L207 163L204 161V159H203V157H201V158H197V156H199L198 155V152L199 151H197L198 149L200 150ZM218 148H219V150L220 149H222V150H218ZM228 149V151L227 150H225V149ZM231 148H232V150H231ZM236 148H237V150H236ZM253 148V149H252ZM264 148V147H263ZM53 149V148H52ZM193 149H195L196 151L195 152H197V153H195L194 152V150ZM223 149H224V152L225 151H227V152H222L223 151ZM186 150V151H185ZM236 150V152L238 153H240V151L242 152V153H240V154H238V155H235L236 154V152L234 153V151ZM251 150V151H250ZM252 150H254V151H252ZM190 151V152H189ZM201 151V150H200ZM218 151V152H217ZM234 153H232V152ZM161 152V153H160ZM208 152V153H207ZM160 153V154H159ZM206 153V154H205ZM210 153H211V155H210ZM216 153V154H215ZM218 153V154H217ZM105 154L108 156V159H104V157H105ZM165 154H163V155H165ZM207 154H208V156H207ZM165 155V156H166ZM197 155V156H196ZM206 155V156H205ZM213 155V156H212ZM215 155H216V158H214L215 157ZM218 155V156H217ZM233 155H234V157L235 158H232L233 157ZM104 156V157H103ZM212 156V157H211ZM232 156V157H231ZM101 157V158H100ZM208 157V158H207ZM218 157V158H217ZM212 158V159H211ZM229 158H231V159H229ZM176 159V160H175ZM191 159V158H190ZM218 160V161H216V162H214L215 160ZM100 160V161H99ZM188 160V159H187ZM220 160H222V161H220ZM231 160V161H230ZM220 161V162H219ZM228 161H229V163H228ZM254 161H255V163H254ZM93 162H95V163H93ZM173 162V163H172ZM174 162H175V164L177 165H175L174 164ZM183 162V163H182ZM186 162V163H185ZM226 162V163H225ZM169 163H170V165H169ZM90 164H91V166H90ZM95 164V165H94ZM98 164V165H97ZM172 164H173V166H172ZM192 164V165H191ZM221 164V165H222ZM229 164V165H228ZM41 165H43V164H41ZM40 165V167L38 168V169H40V170H42V168H43V166H41ZM167 165H169L168 167H167ZM187 165H188V167H187ZM190 165H191V167H190ZM195 165H196V168H195ZM248 165H251V166H248ZM81 166V167H80ZM96 166V167H95ZM175 166L177 167V168H175ZM178 166L179 167H181L180 169H181V171H180V173L179 174H181L182 176H184V177H181V179H180V177H178V172L179 171H177L179 168H178ZM186 166V167H185ZM193 166H194V168H193ZM243 166V167H242ZM85 167V168H84ZM89 167V168H88ZM164 167V168H165ZM174 167V170L172 169V168ZM184 167V168H183ZM190 167V169H188ZM198 167H199V169H198ZM186 168V169H185ZM194 169V170H192V169ZM172 169V170H171ZM202 169V168H201ZM72 170V171H71ZM88 170H89V173H88ZM189 170V171H188ZM70 171H71V174H72V176H71V174H70ZM167 171V172H166ZM175 171H177V172H175ZM184 173H183V172ZM243 173V174H241V172ZM196 172H197V174H196ZM198 172H199V175H198ZM239 172V173H238ZM248 172V173H247ZM110 173V172H109ZM170 173V174H169ZM175 173H177V175L175 174ZM191 173H193V175H191ZM194 173H195V175H194ZM68 174V175H67ZM70 174V175H69ZM108 174V172L107 173H104V174H102V176L104 175V176H106V175ZM171 174H173L172 176H171ZM237 174V175H236ZM246 174V175H245ZM40 175H41V172H39V174L35 177V179H34V182L32 183L33 184V186L34 185H36L35 183H37V180L40 178ZM109 175V174H108ZM164 175V176H163ZM196 175H198V177L196 176ZM244 175V176H243ZM249 175H251V176H249ZM67 178H66V177ZM88 176V177H87ZM174 176V177H173ZM176 176V177H175ZM243 176V177H242ZM246 176V177H245ZM247 176H249V178L247 177ZM236 177V178H235ZM251 177V178H250ZM185 178V179H184ZM186 178L188 179L187 181H191V183H189L188 184V186H190V188H191V186H193L194 187V189H193V187H192V189H190V190H192L193 191V193H196L197 194V197L199 196L200 197V199H199V197L198 198H196V195L195 196H193L192 198H191V206H190V208L187 206V207H185L180 213H176L172 218L173 219H171V220H169L168 219V222H169V225H167V223L166 224H164V222L161 220L162 218L161 217H163L162 216V213L165 211V208H164V206H165V204L164 203H167V202H169V201H171L170 200V198L172 199V193L174 194L173 195V200H175V199H177L176 197H178V199H179V197L181 198L182 196V194L183 193H185V189H187V188H185V187H188L187 186V181H186ZM244 178H246L247 179V181H245V179ZM90 179V180H89ZM193 179V180H192ZM196 179V180H195ZM235 179V180H234ZM249 179V180H248ZM82 180H85L84 182L82 181ZM197 180H199V181H197ZM239 180V182L237 183V181ZM244 180V181H243ZM76 181H77V183H78V185L76 186ZM181 181H182V183H181ZM221 181V182H220ZM80 182V183H79ZM90 182V183H89ZM100 182V183H99ZM160 182H163L162 184L160 183ZM165 182V183H164ZM185 182H186V184H185ZM194 184H193V183ZM242 182V183H241ZM75 183V184H74ZM160 183V184H159ZM179 183V184H178ZM201 183V184H200ZM203 183V184H202ZM149 185V182H146V187ZM171 184H173V185H171ZM247 184V183H246ZM245 184V185H246ZM170 187V189H169V187ZM223 185V186H222ZM159 186V187H158ZM164 187V189H163V187ZM182 186V187H181ZM218 186V187H217ZM179 187V188H178ZM70 188H73V189H70ZM127 188H128V191L129 192H125V190H127ZM178 188V189H177ZM210 188V189H209ZM131 191H130V190ZM184 191H183V190ZM215 191H214V190ZM217 189V190H216ZM223 189V190H222ZM227 189V190H226ZM70 190V191H69ZM79 190V189H78ZM201 190H203V191H201ZM208 190V191H207ZM152 191V192H151ZM182 191H183V193H182ZM192 191H190V192H192ZM201 192V194H200V192ZM211 191H213L212 192V197H210L211 195H210V192ZM70 192V193H69ZM227 192V193H226ZM68 194V196H67V194ZM119 193H120V196H119ZM168 193V194H167ZM200 195H199V194ZM206 193V194H205ZM73 194V193H72ZM118 194V195H117ZM131 194V195H130ZM150 194V195H149ZM207 195H209V196H207V198H206V196ZM229 194V195H228ZM123 195V196H122ZM149 195V196H148ZM166 195V196H165ZM136 196V195H135ZM176 196V197H175ZM205 197V198H201V197ZM116 197V198H115ZM144 197V198H143ZM174 197H175V199H174ZM212 198V201H210L211 199L210 198ZM54 198H56V200L54 199ZM100 198V199H99ZM108 198H109V200H108ZM195 198V199H194ZM107 199V200H106ZM114 199H116L117 201H115ZM123 199V200H122ZM144 199V200H143ZM154 199H156L155 201H154ZM205 199V200H204ZM208 199H210L209 201H208ZM102 200V201H101ZM112 200H113V202H112ZM120 200V201H119ZM122 200V201H121ZM161 200V201H160ZM169 200V201H168ZM204 200V201H203ZM216 200V201H215ZM101 201V202H100ZM110 201V202H109ZM162 201H164V202H162ZM203 201V202H202ZM206 201H207V203L210 205V206H208V204H206ZM217 202V203H215V202ZM97 202V203H96ZM102 202H104V203H102ZM108 202V203H107ZM162 204H161V203ZM203 204H202V203ZM211 202V203H210ZM92 203H93V205H92ZM99 203H101V204H103L102 206H101V204H99ZM124 203V204H123ZM159 203V204H158ZM194 203V204H193ZM51 204V205H50ZM94 204H98L96 207H95V209L93 208V206H94ZM106 204V205H105ZM121 204V205H120ZM164 204V205H163ZM197 204H200V205H197ZM217 204V205H216ZM48 205H50L49 207H48ZM113 205H115V207L113 208L112 206ZM163 205V206H162ZM190 205V204H189ZM194 205V206H193ZM99 206V207H98ZM110 206V207H109ZM127 206V207H128ZM198 208V209H196V207ZM206 206V207H205ZM137 207V208H136ZM202 207V208H201ZM209 207V208H208ZM48 208H50V209H48ZM52 208V209H51ZM100 209V211H99V209ZM102 208V209H101ZM193 208V209H192ZM201 208V210H199ZM105 211H104V210ZM205 209H207V210H205ZM209 209V210H208ZM210 209H211V212H210ZM33 210V211H32ZM47 210V211H46ZM110 210H112L111 212H110ZM196 210V211H195ZM204 210V211H203ZM68 211H69V213H70V215H72V217H70V215H69V213H68ZM102 211V212H101ZM108 211V212H107ZM115 211H116V209H115ZM157 211H159V212H157ZM199 213H198V212ZM203 211V212H202ZM206 211H209L207 214H209V213H211V214H209L208 216L206 215ZM215 211V212H214ZM53 212H55V213H53ZM66 212V213H65ZM104 212H107L106 214L104 213ZM135 212V213H134ZM137 212V213H136ZM139 212V213H138ZM195 212H197L198 213V215H197V213H195ZM33 213H34V215H33ZM68 213V214H67ZM74 213V214H73ZM94 215H93V214ZM111 213V214H110ZM201 213V214H200ZM202 213H203V215L206 217V219H204V218H202V217H204L203 215H202ZM215 213H217L216 214V217L214 216V214ZM43 214V215H42ZM93 216H92V215ZM158 214H160V216H158ZM29 215V214H28ZM65 215V216H64ZM103 215H105V216H103ZM108 215H109V217H108ZM200 215V216H199ZM34 216V217H33ZM37 216V217H36ZM51 216V217H50ZM100 216H102V217H100ZM30 217H32V218H30ZM64 217H66V218H64ZM74 217V218H73ZM77 217H79V219L77 218ZM82 217H83V219H82ZM98 217H99V219H98ZM107 217V220L105 219ZM181 217V218H180ZM215 217V218H214ZM38 218V219H37ZM73 218V219H72ZM92 218V219H91ZM104 218V219H103ZM137 218H138V220H137ZM35 219V220H34ZM66 219H68V221H69V224H68V221L66 220ZM72 219V220H71ZM77 219V220H76ZM89 219H90V221H89ZM100 219H103V221L102 220H100ZM108 219H111V220H108ZM161 221H160V220ZM55 220V221H54ZM83 220H86V221H84V223H83ZM92 220V221H91ZM99 220V221H98ZM137 220V221H136ZM151 220V221H150ZM175 220V221H174ZM197 220H198V222H197ZM203 220V221H202ZM28 221V222H27ZM88 221V222H87ZM98 222V224H97V222ZM109 221V222H108ZM142 221V222H141ZM185 221H187V223L185 222ZM192 221V222H191ZM195 221H196V224H195ZM32 222V223H31ZM101 222V223H100ZM108 222V223H107ZM160 222H163V224L165 225H162L161 226V228H160ZM207 222V223H206ZM35 225H34V224ZM87 223H89V224H87ZM97 224V225H101V227H99L98 228V226H97V231L94 233L93 232V230L95 229L94 228V226H95V224ZM106 223V224H105ZM137 223H139V224H137ZM140 223H142V225L140 224ZM146 223V224H145ZM171 223V224H170ZM189 223H192L193 224V226H195V227H192L191 229L189 228L190 227V224ZM41 226H40V225ZM73 224H74V226H73ZM76 224V225H75ZM82 224H84V225H82ZM102 224H105L104 226L102 225ZM109 226H108V225ZM137 224V225H136ZM151 224V225H150ZM38 226V228L39 229H37V226ZM69 227H68V226ZM82 225V226H81ZM99 225V226H100ZM168 227H167V226ZM177 225V226H176ZM179 225V226H178ZM187 225H189V226H187ZM203 225V226H204ZM225 225L226 226H222L223 228L225 227L226 229H224V231L226 230L227 231V223H225ZM20 226V227H19ZM21 226H22V228H21ZM25 226V227H24ZM29 226V227H28ZM81 226V227H80ZM141 226V227H140ZM150 226V227H149ZM155 227V228H153V227ZM172 226V227H171ZM199 226V227H200ZM65 227H66V229H65ZM83 227V228H82ZM103 227V228H102ZM177 227V228H176ZM94 228V229H93ZM105 228V229H104ZM141 228V231H139V229ZM163 229V230H160V229ZM173 228V229H172ZM254 228V226L251 228V229H253ZM22 229V230H21ZM25 229V230H24ZM27 229V230H26ZM69 229V230H68ZM171 229V230H170ZM17 230V231H18ZM68 230V231H67ZM75 230V229H74ZM125 230V231H124ZM132 230H133V233H132ZM159 230H160V232H159ZM223 230V229H222ZM20 231H21V233H20ZM23 231V232H22ZM67 231V232H66ZM135 231V232H134ZM163 231V232H162ZM168 231V232H167ZM191 231V232H190ZM193 231H194V233H193ZM222 231L223 232V235L224 234H226L227 232L225 231ZM26 232H28V233H26ZM103 232V233H102ZM107 232H109L108 234H107ZM131 232V233H130ZM143 232V233H142ZM182 232H184V233H182ZM188 232V233H187ZM200 232V231H199ZM222 232H221V234H222ZM18 233H20L21 235H18ZM23 233H25L24 234V236H23ZM38 233V234H37ZM62 233V234H63ZM64 233V234H65ZM92 233L93 234H95L96 235V237L94 238V240L96 241H98L100 238H102V237H104V235L105 236H107L108 237V239L110 240L109 242L110 243H108V242H104V238H103V241H101L100 243H99V246H98V248L96 247V250L94 251V253H93V255L92 254H89V252H88V244H87V242H88V238L90 239V236L92 235ZM130 233V234H129ZM160 233V234H159ZM162 233H163V235H162ZM186 233V234H185ZM197 235H196V234ZM35 236H33V235ZM67 234H65V236H64V238H66V236H67ZM125 234V235H124ZM169 234V235H168ZM184 236H183V235ZM15 235V236H16ZM28 235V236H27ZM157 235V236H156ZM187 235H189V236H187ZM25 236H27V237H25ZM33 237L34 239V241L32 242L31 240H32V238H28V237ZM39 236H40V238H39ZM182 236V237H181ZM191 236V237H190ZM183 237H187V238H183ZM189 237V238H188ZM26 240H25V239ZM151 238H154V240H155V244L153 243L154 242V240H153V242L151 243V244H149L148 242L150 241V239ZM162 238V239H161ZM164 238V239H163ZM198 238L196 239V242H197V244H198ZM28 239H30V240H28ZM62 239H63V237H62ZM144 239V240H143ZM187 239H188V241H187ZM0 240H1V238H0ZM24 240H25V246L27 245V243L29 244V242H32V243H30L29 245H28V247L26 246H23L24 244ZM29 241V242H26V241ZM36 240V241H35ZM162 240V241H161ZM179 240V241H178ZM181 240H183V241H181ZM13 241V240H12ZM93 241V240H92ZM140 242V244H139V242ZM142 241V242H141ZM147 241V242H146ZM161 241V242H160ZM168 241H169V243H168ZM181 241V242H180ZM185 241V242H184ZM186 241H187V243H186ZM190 241V242H189ZM23 242V243H22ZM145 242V243H144ZM189 242V243H188ZM166 243V244H165ZM168 243V244H167ZM182 245H180V244ZM183 243H185V244H183ZM112 244V245H111ZM139 244V245H138ZM164 244V245H163ZM120 246V248H119V246ZM154 245V246H153ZM160 245H163V247L162 246H160ZM169 245V246H168ZM180 245V247H178ZM105 246V247H104ZM107 246V247H106ZM140 246V247H139ZM145 248H144V247ZM149 246V247H148ZM153 246V247H152ZM155 246H156V248H155ZM17 247V248H16ZM115 249H114V248ZM141 247H142V249H141ZM162 247V248H161ZM165 247H166V250H165ZM169 247V248H168ZM170 247H172L173 248V250H172V248H170ZM182 247V248H181ZM187 247V246H186ZM28 248V249H27ZM81 248V249H80ZM135 248V249H134ZM144 248V249H143ZM150 248H152V249H150ZM154 248V249H153ZM175 248V249H174ZM164 249V252L162 251ZM16 250H18V252H16ZM21 250V251H20ZM25 250V251H24ZM108 250V251H107ZM136 250V251H135ZM144 252H143V251ZM145 250H146V252H145ZM150 250V251H149ZM153 250V251H152ZM169 250V251H168ZM197 250V249H196ZM79 251V252H78ZM107 251V252H106ZM121 251V252H120ZM148 251V252H147ZM172 251V253L174 252V255L173 254H171L170 252ZM175 251L177 252L176 254H175ZM195 251V250H194ZM20 252H22V253H20ZM28 252V253H27ZM143 252V253H142ZM154 252H156V253H154ZM17 253V254H16ZM108 253V254H107ZM117 253V254H116ZM136 253V254H135ZM139 253V254H138ZM141 253V254H140ZM149 253V254H148ZM23 254V255H22ZM107 254V255H106ZM147 254V255H146ZM156 255V256H154V255ZM92 255V256H91ZM104 256L103 257V260L99 257V256ZM151 257H149V256ZM159 255V256H158ZM169 255H170V257L172 258V256L171 255H173L176 259L175 260H170V258H169ZM10 256H11V258H10ZM21 256H22V258L23 259H21ZM89 256H90V258H89ZM118 256V257H117ZM154 256V257H153ZM157 256H158V258L159 259H157ZM177 256V257H176ZM179 256V257H178ZM13 257V258H12ZM14 257H16V258H14ZM28 257V258H27ZM76 257V258H75ZM116 257V258H115ZM148 257V258H147ZM9 258H10V260L12 259V261H10L9 260ZM92 258H94V259H92ZM100 258V259H99ZM153 258V259H152ZM179 258H180V261H179ZM2 259V260H1ZM5 259V260H4ZM8 259V260H7ZM16 259V260H15ZM17 259H19V261L17 260ZM68 259V260H67ZM74 259V260H73ZM80 259H81V261H80ZM100 260V262H99V260ZM117 259V260H116ZM155 259V260H154ZM168 259L170 260V261H172L171 263H169L168 262ZM24 260V261H23ZM29 260L31 261V262H29ZM70 260V261H69ZM90 260H91V263H90ZM102 260V261H101ZM115 260V261H114ZM147 260V261H146ZM154 260V261H153ZM158 262H157V261ZM4 261H5V263H4ZM10 263H9V262ZM16 261V262H15ZM60 261V262H59ZM66 261V262H65ZM72 261V262H71ZM96 262V263H92V262ZM117 261V262H116ZM143 261V262H142ZM7 262V263H6ZM15 262V263H14ZM98 262V263H97ZM157 262V263H156ZM174 262H176V263H174ZM103 264V263H102ZM191 264V263H190Z\"/></svg>",
	"mask_w": 264,
	"mask_h": 264
}]
</instances>
